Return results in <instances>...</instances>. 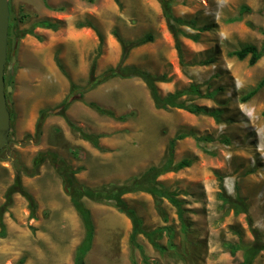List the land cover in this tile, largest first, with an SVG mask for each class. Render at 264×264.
I'll return each mask as SVG.
<instances>
[{"label":"rangeland","instance_id":"1","mask_svg":"<svg viewBox=\"0 0 264 264\" xmlns=\"http://www.w3.org/2000/svg\"><path fill=\"white\" fill-rule=\"evenodd\" d=\"M167 1L173 16L190 25L170 22L185 35L178 34L180 51L158 0H47L51 9L43 0H9L11 46L17 38L33 34L40 21L51 20L57 27L51 31L82 32L89 42L94 40L89 63L90 68L96 63L95 77L117 66L127 51L124 65L166 76V82L157 83L161 97L195 85L200 95L188 93L179 101L218 111L220 116L157 109L143 80L113 78L83 93L91 92L82 102L100 120L121 122L119 130L113 127L112 132L99 135L91 133L88 125L78 127L97 136L98 147L71 128L67 119V130L59 128L53 117L45 119L40 136H26L13 127L10 145L0 153V207L6 190L20 174L37 209L32 217L28 201L20 194L14 196L3 215L9 226L0 237V264H74L84 239L82 221L56 163L47 159L36 171L33 161L38 153L56 154L57 162L64 161L77 171L76 179L86 188L131 185L151 168L167 163L170 141L180 135L185 138L175 144L173 166L184 160L191 166L165 173L157 183L177 195L183 219L168 199H157L146 189L123 196L144 229L166 227L171 236L156 239L161 248L156 249L139 235L138 249L130 241V218L113 201L84 198L95 224L84 264H238L244 252L234 257L228 245H253V230L259 231L264 243V86L250 100H243L264 80V54L253 66L249 57L239 60L232 55L249 44L263 48L264 0ZM244 6L249 11L243 13ZM78 23L85 26L79 28ZM42 35L48 39L50 34ZM148 35L153 40L140 44ZM195 35L198 41L192 39ZM14 54L8 53L6 74ZM7 78L11 85L12 77ZM65 79L69 91L74 83L75 92H83L90 72L81 85L70 76ZM33 81L29 77L23 86L27 95H38L47 86V82ZM90 103L113 112L116 118L100 114ZM64 111L60 116L65 117ZM253 264H264V250Z\"/></svg>","mask_w":264,"mask_h":264},{"label":"trees","instance_id":"2","mask_svg":"<svg viewBox=\"0 0 264 264\" xmlns=\"http://www.w3.org/2000/svg\"><path fill=\"white\" fill-rule=\"evenodd\" d=\"M43 1L45 4H47V0H43ZM88 1L92 2L93 0H88ZM158 1L160 2L162 6L163 15L169 24V30L176 40V47L178 51H180L178 34L182 33L184 35V33L181 31H176L174 27L170 25V22L174 21L175 23H178L180 25H186L189 27L190 25H187L182 19L175 18L173 16L170 4L168 3L167 0H158ZM246 11H249V8L246 6L242 7V12L244 13ZM236 20H240V19L238 18ZM79 26L82 27L85 25L80 24ZM38 27H43V28L52 29V30L57 29V27L49 21H42L38 23ZM99 37H100V41H101V38L103 40L102 35H100ZM192 39L194 41L199 40L197 35L193 36ZM152 40H153V37L151 35H148L147 37H145L144 39L140 41V44H145V43L151 42ZM263 54H264V45H263V48L259 50L255 45H251V44L245 45L241 49L232 53V55L237 57L239 60H245L249 57L250 66L255 65L262 58ZM126 58H127V51L124 53L122 61L117 66L107 68L105 72L99 78L95 77L96 63L94 62L90 70V80H89L87 89H85L83 92L76 93L75 91L78 87L74 83H72L70 94L66 98V101L64 102V107H65L64 110H66L73 102L82 100L83 93L102 84L103 82H106L107 80H110L113 78H120V79L139 78L143 80L145 84L147 85L151 93L152 99L154 101L155 107L157 109L168 110L169 108H178V109L186 110L193 114H208V115L215 117L216 119L219 118L220 114L218 111L210 110L208 108L200 107L196 105L186 106L184 102L179 101V99L182 96L187 95L188 93H191V94L194 93V94L200 95V92L198 90L199 87L192 85L190 87V90L188 91H175L174 93L168 94L166 97H161L157 83L166 82L167 81L166 76L152 74L134 65H124V61ZM56 62L59 68L62 71H64L58 59H56ZM263 86H264V80L260 82L253 90H251L246 95V97H244L243 100L244 101L250 100L252 97H254L257 94V92ZM88 106H90L91 108L99 112L100 114L108 115V116L116 118L113 112L103 109L96 103H90L88 104ZM45 117H46V113L42 112L37 122L36 136L42 135V127H43ZM119 119H124V117H119ZM68 123L71 128L77 129L78 131H80L84 139L91 141L96 147H98L97 136H91V135L85 134L81 131V129L76 127L72 122L69 121ZM184 138H185V135H180V136H177L176 139H173L170 141V144H169V154H170L169 157L170 158L167 161V163L163 165L161 168H157V167L151 168L144 176H142V178H140L139 180L135 179V181L132 182L131 185H123V186L115 185L111 187L104 186V187L96 188V189L86 188L85 186L81 185L75 177L77 174V171L73 170L64 161L57 162L58 156L56 154L49 153V152H40L37 154V156L35 157L33 161L34 169L37 171L38 168L41 166V164L47 159H50L51 161L56 163L57 171L62 178L65 190L70 195L71 202L82 221L84 231H85V236H84L83 241L81 242V244L78 246L76 250L74 264H84V258L88 254V252L91 250L94 237H95V224L93 221L92 213L85 206L83 202L84 198H88L92 201L100 202V203L113 201L115 205L117 206V208L121 212H124L131 220V223H132V232L130 235L131 243L134 246H136L138 249H141V246L137 243L136 239L139 235H144L145 237L148 238L149 242L156 249H161L160 245H158V243L156 242V239L161 238L162 235L171 236L172 233L169 231V228H166V227L159 228V229H156L155 231H148L144 229L143 221L136 214L135 210L128 206L125 199H123V196H125L128 193L136 192L141 189H146L148 192L153 194L154 197L157 199H162V198L168 199L170 203L177 208L178 216L181 219H183L184 210L182 209V202L177 198V195L174 192L167 191L163 187L159 188L158 183H157V178L173 170H182V169H185L191 166V162L188 160L181 161L177 165L173 166L172 157L174 153L175 144L177 140H181ZM16 194L22 195L28 201V206H29L31 216L32 217L36 216L37 205L35 203L34 197L24 187L21 175L17 174L13 184L6 190L5 196H4V199H5L4 204L0 207V227L2 229L5 228L4 223H3V215L13 205V198ZM239 213L240 211L237 210L236 214H239ZM252 232L256 239L253 245L251 246L228 245V249L231 252L232 256L234 257L239 251L244 252L242 261H240L238 264H253L254 260L259 255V253L262 250H264V243L261 241L259 237V234H260L259 231L253 230Z\"/></svg>","mask_w":264,"mask_h":264},{"label":"crops","instance_id":"3","mask_svg":"<svg viewBox=\"0 0 264 264\" xmlns=\"http://www.w3.org/2000/svg\"><path fill=\"white\" fill-rule=\"evenodd\" d=\"M45 5L47 8L51 9L48 4ZM42 21L53 23L48 19ZM80 24L81 23H78L77 27L80 28ZM43 32H49L50 35L48 39H44L42 35ZM33 34H26L17 38L13 46L10 45V41L8 40V53L11 51L15 53L13 55V57H15V62H13V64L11 63L7 72L8 74H6V77H12L10 84L14 90L13 97L10 101L8 100L11 115V130H13V127L17 126L19 132L27 134L26 136L35 134L37 122L42 112L46 113L45 119L48 120L49 117H53L56 121V125L63 130H67V128L64 127V124L66 125V119L77 127L86 128L85 125H88L91 128L90 132L98 135L112 130L115 127H118L119 130L120 121H117L114 125L105 120H100L96 114L90 112L84 106L82 101L87 99V95L91 92L85 94L82 100L73 102L64 111L65 117L60 116V113H62L64 109L63 104L70 92L69 84L65 79L66 75L70 76L78 85H81V83L84 84L83 81L86 79L88 80V75L91 70L89 55L92 54L95 48V45H93L94 40L92 39V41L89 42L87 35L82 32L75 31L73 33L64 34L41 27H38ZM10 48H12L11 51ZM56 59L59 60L64 71L59 68ZM29 77L36 80L33 81V83L47 82V86L43 89V92L40 91L38 95L34 94L33 96L27 95L23 86ZM47 124L45 128H47ZM101 140H103V138ZM82 144L84 143L82 142ZM104 146L109 147L111 145L104 144ZM3 223L6 230L0 227V237L7 232V226H9L6 218H4Z\"/></svg>","mask_w":264,"mask_h":264},{"label":"water","instance_id":"4","mask_svg":"<svg viewBox=\"0 0 264 264\" xmlns=\"http://www.w3.org/2000/svg\"><path fill=\"white\" fill-rule=\"evenodd\" d=\"M9 0H0V153L10 145L11 115L7 95L13 88L8 84L6 64L10 30ZM15 62V57H13Z\"/></svg>","mask_w":264,"mask_h":264}]
</instances>
